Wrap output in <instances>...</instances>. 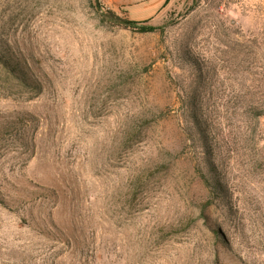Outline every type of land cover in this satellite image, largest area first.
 <instances>
[{
  "label": "rangeland",
  "instance_id": "obj_1",
  "mask_svg": "<svg viewBox=\"0 0 264 264\" xmlns=\"http://www.w3.org/2000/svg\"><path fill=\"white\" fill-rule=\"evenodd\" d=\"M176 1L0 0V264H264V0Z\"/></svg>",
  "mask_w": 264,
  "mask_h": 264
},
{
  "label": "trees",
  "instance_id": "obj_2",
  "mask_svg": "<svg viewBox=\"0 0 264 264\" xmlns=\"http://www.w3.org/2000/svg\"><path fill=\"white\" fill-rule=\"evenodd\" d=\"M169 3V1L167 2V4ZM112 16H114V18H116V20H120L116 15H114L115 13H111ZM149 22H145V23H135V22H132V21H124L123 24L125 26H131L133 28H138L140 27L141 25H146L148 24ZM141 32H144V33H147V32H154L155 29L153 27H146V26H143L141 29H140ZM21 80L22 79H25V77H19Z\"/></svg>",
  "mask_w": 264,
  "mask_h": 264
},
{
  "label": "crops",
  "instance_id": "obj_3",
  "mask_svg": "<svg viewBox=\"0 0 264 264\" xmlns=\"http://www.w3.org/2000/svg\"><path fill=\"white\" fill-rule=\"evenodd\" d=\"M169 1V3L167 4V7H166V9H165V11L162 13V18H164L165 17V15L167 14V10L169 9V8H173V7H176V0H168ZM169 11V10H168ZM126 13V12H125Z\"/></svg>",
  "mask_w": 264,
  "mask_h": 264
},
{
  "label": "water",
  "instance_id": "obj_4",
  "mask_svg": "<svg viewBox=\"0 0 264 264\" xmlns=\"http://www.w3.org/2000/svg\"><path fill=\"white\" fill-rule=\"evenodd\" d=\"M97 3H98V5H99V7H100V0H97Z\"/></svg>",
  "mask_w": 264,
  "mask_h": 264
}]
</instances>
